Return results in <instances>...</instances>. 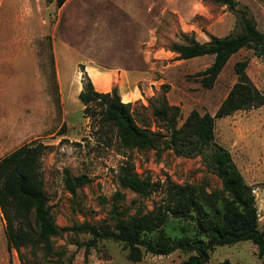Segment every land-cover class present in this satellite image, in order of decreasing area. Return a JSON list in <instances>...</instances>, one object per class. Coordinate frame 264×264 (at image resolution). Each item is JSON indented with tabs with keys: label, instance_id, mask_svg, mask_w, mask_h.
<instances>
[{
	"label": "rangeland",
	"instance_id": "1",
	"mask_svg": "<svg viewBox=\"0 0 264 264\" xmlns=\"http://www.w3.org/2000/svg\"><path fill=\"white\" fill-rule=\"evenodd\" d=\"M237 1L234 12L212 0H67L61 7L55 0H0V159L32 140L47 145L42 159L44 185L60 229L54 238V256L44 258L40 251L34 258L29 249L23 250L32 262L181 264L188 258V253L177 250L170 255L147 253L134 262L121 242L101 239L91 244L87 225L111 227L114 205L127 214L149 211L165 199L170 183H191L210 191L222 182L202 156L130 150L120 145L113 131L97 134L78 97L83 80L80 64L137 72V80L126 90L130 94L116 82L112 89L118 88L124 102L136 103L156 130L159 123L150 101L155 102L164 90L168 102L180 107L179 126L194 109L215 114L238 79L234 65L239 60H249V79L264 92V60L250 49H241L208 88L200 73L214 56L181 59L171 47L186 43L184 34L204 42L210 34L240 31L241 11L264 32V0ZM93 77L96 86L105 87L104 79ZM215 132L217 142L230 150L253 188L263 229L264 105L217 119ZM128 163L139 176H150L161 186L148 197L123 187L119 174ZM67 175L75 181L85 176L86 182L72 193ZM117 192L122 198H116ZM177 224L166 227L172 236L180 235ZM257 253L250 241L217 246L210 263L264 264ZM0 264H21L17 251L8 249L1 210Z\"/></svg>",
	"mask_w": 264,
	"mask_h": 264
},
{
	"label": "trees",
	"instance_id": "2",
	"mask_svg": "<svg viewBox=\"0 0 264 264\" xmlns=\"http://www.w3.org/2000/svg\"><path fill=\"white\" fill-rule=\"evenodd\" d=\"M55 1L61 7L67 0ZM212 1L238 11L237 0ZM240 24V31L226 36L210 34L204 42L184 34L186 43H174L171 50L181 59L214 56L212 64L200 73L203 85L211 88L230 58L241 49H250L264 60V32L245 11H241ZM248 65V59L235 63L238 79L215 114H201L194 109L181 126L180 107L168 102L164 90L155 102L150 101L152 115L159 123L156 130L136 103L122 100L117 87L108 92L97 90L85 65L80 64L83 80L78 97L97 134L113 131L120 145L130 150H172L178 156H202L222 182L220 188L210 191L191 183H170L165 199L149 211L127 214L114 205L111 227L97 229L87 225L91 244L101 239L121 242L134 262L147 253L170 255L179 250L189 254L181 264H240L229 260L210 263V254L217 246L250 241L257 246L258 257L264 263V228H259L253 188L245 181L230 150L217 142L215 132L217 119L264 105V92L249 79ZM47 148L43 142L32 140L0 159V210L6 224L8 249L17 251L21 264H35L26 257L24 249H29L34 258L40 251L44 258L56 254L54 238L60 229L48 204L42 169ZM65 182L76 193L86 177L79 176L75 181L67 175ZM119 182L140 197L150 196L161 186L150 176H139L133 163L123 167ZM116 198H122L119 192ZM176 222L180 235L172 236L166 227Z\"/></svg>",
	"mask_w": 264,
	"mask_h": 264
},
{
	"label": "crops",
	"instance_id": "3",
	"mask_svg": "<svg viewBox=\"0 0 264 264\" xmlns=\"http://www.w3.org/2000/svg\"><path fill=\"white\" fill-rule=\"evenodd\" d=\"M59 66V64H58ZM86 67V66H85ZM59 70V69H58ZM86 71L91 77L92 81L94 82V74H98L100 78L104 79L106 81L105 87H98L95 84V87L97 90L101 92H108L112 90L113 83L116 82L119 84L120 89L124 88L123 91H126L130 87V84L135 83V81L138 78L137 72L134 71H127V70H121V71H107L103 70L101 68H98L96 66H87ZM82 89V84L80 85L79 90ZM131 89V88H129ZM127 92V91H126ZM131 93V92H127Z\"/></svg>",
	"mask_w": 264,
	"mask_h": 264
}]
</instances>
